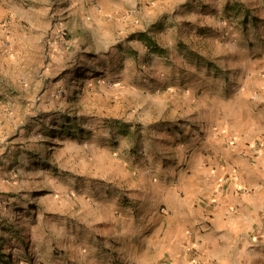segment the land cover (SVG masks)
Returning <instances> with one entry per match:
<instances>
[{"label":"rangeland","instance_id":"obj_1","mask_svg":"<svg viewBox=\"0 0 264 264\" xmlns=\"http://www.w3.org/2000/svg\"><path fill=\"white\" fill-rule=\"evenodd\" d=\"M263 50L264 19L237 0H0V264L134 256L100 224L110 147L140 150L175 81L227 83Z\"/></svg>","mask_w":264,"mask_h":264},{"label":"crops","instance_id":"obj_2","mask_svg":"<svg viewBox=\"0 0 264 264\" xmlns=\"http://www.w3.org/2000/svg\"><path fill=\"white\" fill-rule=\"evenodd\" d=\"M237 1L264 19V0ZM263 51L241 59L227 83L202 80L187 91L175 81L167 114L145 124L138 152L118 136L100 224L135 255L108 244L80 264H264Z\"/></svg>","mask_w":264,"mask_h":264},{"label":"trees","instance_id":"obj_3","mask_svg":"<svg viewBox=\"0 0 264 264\" xmlns=\"http://www.w3.org/2000/svg\"><path fill=\"white\" fill-rule=\"evenodd\" d=\"M141 38H144L146 41L148 40L150 42V44H152V42H153L145 33L141 35ZM150 47L156 49V46L150 45ZM159 50L162 51V49H159Z\"/></svg>","mask_w":264,"mask_h":264},{"label":"built area","instance_id":"obj_4","mask_svg":"<svg viewBox=\"0 0 264 264\" xmlns=\"http://www.w3.org/2000/svg\"><path fill=\"white\" fill-rule=\"evenodd\" d=\"M165 210V209H164Z\"/></svg>","mask_w":264,"mask_h":264}]
</instances>
